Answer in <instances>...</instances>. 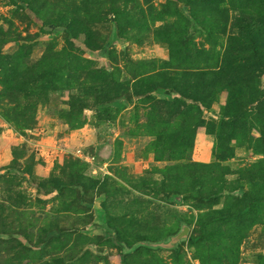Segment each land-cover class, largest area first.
I'll use <instances>...</instances> for the list:
<instances>
[{
	"label": "rangeland",
	"instance_id": "obj_1",
	"mask_svg": "<svg viewBox=\"0 0 264 264\" xmlns=\"http://www.w3.org/2000/svg\"><path fill=\"white\" fill-rule=\"evenodd\" d=\"M0 264H264V0H0Z\"/></svg>",
	"mask_w": 264,
	"mask_h": 264
},
{
	"label": "water",
	"instance_id": "obj_2",
	"mask_svg": "<svg viewBox=\"0 0 264 264\" xmlns=\"http://www.w3.org/2000/svg\"><path fill=\"white\" fill-rule=\"evenodd\" d=\"M189 234V228L187 227H183L182 231L174 238H172L170 244L166 245L168 247L173 246L175 243H177L178 241L182 240L183 238H186ZM165 247V246H163Z\"/></svg>",
	"mask_w": 264,
	"mask_h": 264
}]
</instances>
